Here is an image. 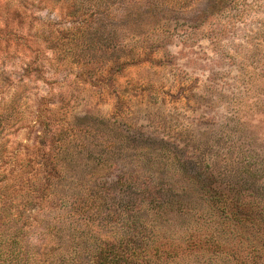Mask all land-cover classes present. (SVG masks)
I'll use <instances>...</instances> for the list:
<instances>
[{
    "label": "rangeland",
    "instance_id": "1",
    "mask_svg": "<svg viewBox=\"0 0 264 264\" xmlns=\"http://www.w3.org/2000/svg\"><path fill=\"white\" fill-rule=\"evenodd\" d=\"M158 1L116 5L108 24L73 0H0V184L23 180L9 190L23 239L93 181L163 188L181 166L264 214V0Z\"/></svg>",
    "mask_w": 264,
    "mask_h": 264
},
{
    "label": "trees",
    "instance_id": "2",
    "mask_svg": "<svg viewBox=\"0 0 264 264\" xmlns=\"http://www.w3.org/2000/svg\"><path fill=\"white\" fill-rule=\"evenodd\" d=\"M137 2L151 4V0H73L70 13L83 19L104 15L109 24L112 7ZM1 120L0 116V130ZM2 149L0 143V157ZM139 149L136 158L152 153ZM149 169L146 166L144 172L152 176ZM178 170L182 180L163 188H156L158 181L152 179L149 184L137 183L129 173L111 184H86L87 193L61 200L58 206L48 204L52 216L43 218L34 242L23 239L24 224L9 211L13 200L9 190H20L23 180L16 186L0 184V264H218L220 258L245 264L248 253L252 259L248 264H264V214L255 208L258 202L244 199L241 189L230 196L220 193L215 181L206 179L210 172L205 168ZM93 216H98V223ZM235 240L251 245L252 251L234 245Z\"/></svg>",
    "mask_w": 264,
    "mask_h": 264
}]
</instances>
